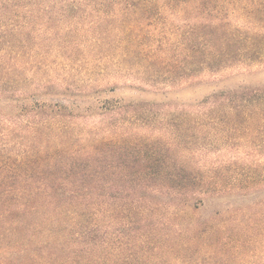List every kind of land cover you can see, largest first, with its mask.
<instances>
[{"label": "trees", "instance_id": "1", "mask_svg": "<svg viewBox=\"0 0 264 264\" xmlns=\"http://www.w3.org/2000/svg\"><path fill=\"white\" fill-rule=\"evenodd\" d=\"M78 68L151 82L181 72V87L264 71V0H0V264H264V167L160 168L149 152L108 143L101 125L183 114L259 134L264 86L185 110L98 98L75 115L30 102L78 95ZM85 116L100 119L86 137L74 121Z\"/></svg>", "mask_w": 264, "mask_h": 264}, {"label": "rangeland", "instance_id": "2", "mask_svg": "<svg viewBox=\"0 0 264 264\" xmlns=\"http://www.w3.org/2000/svg\"><path fill=\"white\" fill-rule=\"evenodd\" d=\"M146 32H156L155 26L146 27ZM172 40L171 34H166ZM165 36V35H164ZM163 37V36H161ZM159 37V39L161 38ZM159 42L154 44L157 49ZM72 90L78 95L47 94L30 98V102L39 100L47 102H60L69 105L75 115H87L93 111L100 100H120L123 104H148V107L159 110L173 107L175 110H185L200 103L214 93L228 91L240 85L250 89L264 86V71L243 75H229V71H221L216 74L206 72L202 78L207 79L216 75L213 79L196 83L192 86L181 87V72L171 77L158 78V82H151L149 78L138 72L123 76L116 74L112 68L106 70L103 75H93L82 69H76ZM53 78L59 87L66 86L59 73H54ZM216 79V80H215ZM101 85L102 90L96 93L90 90L89 85ZM145 87V88H144ZM143 88V89H141ZM83 90L85 92H81ZM58 92V91H57ZM71 92V91H70ZM69 92V93H70ZM98 98L100 100H98ZM169 106V107H165ZM92 107L90 111L88 108ZM98 111L97 108H95ZM88 111V112H87ZM159 117V118H158ZM142 118L133 123L117 119H104L101 125H105L102 136L107 142L116 139L122 140L127 147H134L141 154L149 152L151 156L149 164L155 163L157 167L171 169H184L202 167L205 169L216 168L222 165L249 166L258 164L264 167V131L257 134L247 129V122L240 121L236 128L227 129V123L215 120L209 125L200 117L185 118L183 114L163 115ZM78 122V130L86 137L91 127L100 123V119L92 116L74 119ZM211 121V120H210ZM83 130V132H82ZM263 129H260V131ZM86 131V132H84ZM92 135V134H91ZM253 137H256L251 141ZM260 137V139H259ZM264 196V190L258 193ZM231 201L247 202L249 197H230ZM206 211L205 214H209Z\"/></svg>", "mask_w": 264, "mask_h": 264}]
</instances>
